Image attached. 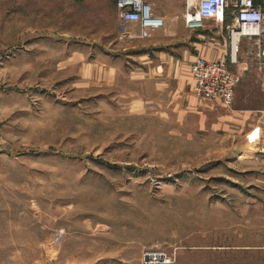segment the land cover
<instances>
[{"label": "rangeland", "instance_id": "1", "mask_svg": "<svg viewBox=\"0 0 264 264\" xmlns=\"http://www.w3.org/2000/svg\"><path fill=\"white\" fill-rule=\"evenodd\" d=\"M171 19L0 0V264H264V68L230 108L196 96Z\"/></svg>", "mask_w": 264, "mask_h": 264}, {"label": "built area", "instance_id": "2", "mask_svg": "<svg viewBox=\"0 0 264 264\" xmlns=\"http://www.w3.org/2000/svg\"><path fill=\"white\" fill-rule=\"evenodd\" d=\"M116 9L123 25L139 26L142 38L164 27V20L155 15L146 0H116ZM184 22L197 31L212 21L226 31L227 55L218 61L197 58L191 65L193 92L196 96L220 101L230 108L242 79V48L247 43L245 61L264 68V0H184ZM251 48V49H250ZM162 252H146L144 264H169Z\"/></svg>", "mask_w": 264, "mask_h": 264}, {"label": "crops", "instance_id": "3", "mask_svg": "<svg viewBox=\"0 0 264 264\" xmlns=\"http://www.w3.org/2000/svg\"><path fill=\"white\" fill-rule=\"evenodd\" d=\"M184 15V7L183 10L177 9L173 12H158L157 16L162 18L164 20V28H172L171 25H169L168 17L171 16V20H177V21H184L183 18ZM178 23V22H177ZM185 24V22H184ZM182 22V29L187 28L186 25H184ZM160 29V30H162ZM188 29V28H187ZM155 31L153 34L157 33L158 31ZM192 31V30H191ZM196 35L194 36V39H192V42L190 43V47H186V51L184 52V61L185 63H189L191 66L192 63L197 58H204L208 61H218L222 58H224L228 53V45L226 41V31L224 26L221 23H215L212 21H208L207 24H205V27L202 30H197ZM249 49V46L247 43L243 44V54H242V64L240 66L241 70H244V68L248 67V64L245 61V52ZM247 71V70H244ZM242 71V74L243 72ZM243 79V83H244ZM238 89V88H237ZM237 93V90H236ZM235 93V95H236ZM235 101V100H234ZM220 102V101H219Z\"/></svg>", "mask_w": 264, "mask_h": 264}]
</instances>
